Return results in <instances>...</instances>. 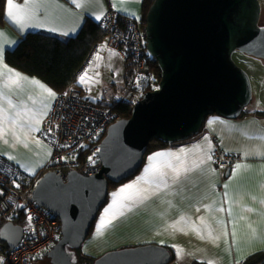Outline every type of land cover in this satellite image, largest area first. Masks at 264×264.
<instances>
[{
    "label": "water",
    "instance_id": "water-1",
    "mask_svg": "<svg viewBox=\"0 0 264 264\" xmlns=\"http://www.w3.org/2000/svg\"><path fill=\"white\" fill-rule=\"evenodd\" d=\"M260 0H154L145 17L146 47L161 71L159 88L113 123L102 140L100 169L76 170L67 181L55 171L39 180L35 196L61 222V238L46 253L52 264H76L81 247L121 182L144 164L153 140L173 143L198 134L211 115L238 118L253 99L249 73L234 59L240 51L264 58ZM231 171L228 168L226 174ZM24 235L14 221L0 228L9 248ZM172 252L156 243L127 246L93 264H170Z\"/></svg>",
    "mask_w": 264,
    "mask_h": 264
},
{
    "label": "crops",
    "instance_id": "crops-1",
    "mask_svg": "<svg viewBox=\"0 0 264 264\" xmlns=\"http://www.w3.org/2000/svg\"><path fill=\"white\" fill-rule=\"evenodd\" d=\"M14 2L23 4L24 0ZM142 6L143 0H124L123 3L121 0H89L83 7H77L72 0H53L40 11V19L35 21L43 26L23 30L6 16L8 22L5 25L0 24V32L3 33V39L15 43L4 46L3 63L7 64L6 50L16 46L21 35L28 32L46 31L62 36H65L64 32H68L67 36H76L87 18L98 22L95 16L101 12L104 15L109 7L120 14L141 18ZM73 27H76L75 32L70 31ZM52 28L57 31H51ZM95 59H109L118 65H125L122 72L123 81L117 79L112 83V91L107 95L104 92L103 99L108 100L115 97L124 84L127 63L118 50L99 44L93 49L88 61L91 63ZM8 67L24 77L34 78L40 85L58 94L38 76L26 74L10 65ZM0 71H3L2 65ZM3 82L4 78L0 77V84ZM85 83L86 85L80 83L83 95L94 101L88 95L89 82ZM40 85L29 80L22 81L20 86L5 90V94L10 95L13 103L28 109L40 111L44 102L51 105L38 126L39 131L33 130L29 134L26 145L16 141L11 132L6 137L7 143L0 139V155L15 162L27 175H35L43 170L50 157V145L42 137L41 129L55 99H49L47 92L41 89ZM29 95L33 96L34 101L28 100ZM0 105L8 108L13 116L21 111L20 107L12 109L3 98H0ZM17 132L23 141L24 130L17 129ZM37 140L40 143H36ZM216 145L225 153L237 155L228 175L226 172L229 167L222 168L214 160ZM181 148L185 149L186 153L181 154L179 160L175 156H162L151 162L157 166L176 165L180 168V175L174 178L172 169L166 167L165 171L169 173L166 183L156 177L141 181L139 187L147 189L144 193L146 198L126 202L129 207L115 210L114 215L110 213L107 217L110 222L103 228H100V218L88 246L96 248L103 242L100 250H107L122 244L131 246L156 243L174 250L177 255V248L173 247L176 245L182 250L175 260L177 264H192L195 260L205 263L212 260L214 264H235L236 260L250 249L251 255L264 252V243L261 242L264 238V155L258 154L264 151V120L254 115L244 118L211 115L204 124L203 133L195 140L153 151L135 176L111 191L110 200L100 211L98 219L103 215L104 209L112 203L113 192L144 174L146 166L150 163L149 156L156 152L178 153ZM208 156H211V159H208ZM182 161L186 162L188 171L181 167ZM238 164L243 167L237 169ZM221 208L224 211H220ZM200 217H204L203 222ZM234 227L235 240L232 236ZM225 231L227 235L223 234ZM209 232L213 237L219 235L220 239L214 242Z\"/></svg>",
    "mask_w": 264,
    "mask_h": 264
},
{
    "label": "built area",
    "instance_id": "built-area-1",
    "mask_svg": "<svg viewBox=\"0 0 264 264\" xmlns=\"http://www.w3.org/2000/svg\"><path fill=\"white\" fill-rule=\"evenodd\" d=\"M98 22L107 33L108 46L118 50L132 67L130 80L121 85L114 99L133 108L146 99L148 92L158 89L161 81V74L150 66L152 57L146 47L142 21L109 7ZM122 118L119 111L87 99L82 89L70 87L56 95L41 129L42 137L50 145V157L43 170L27 175L0 155V221H14L22 215L28 220L20 242L0 252L4 264H32L34 257L46 256L58 242L61 222L37 202L35 190L39 180L47 171H55L63 181L68 180L72 170L83 174L97 172L102 140L108 128ZM214 160L227 168L234 164L237 155L225 153L216 145Z\"/></svg>",
    "mask_w": 264,
    "mask_h": 264
},
{
    "label": "trees",
    "instance_id": "trees-1",
    "mask_svg": "<svg viewBox=\"0 0 264 264\" xmlns=\"http://www.w3.org/2000/svg\"><path fill=\"white\" fill-rule=\"evenodd\" d=\"M153 1L154 0H143L142 16L140 18L143 27L145 26L147 11ZM7 22L8 21L5 15V0H0V24L5 25ZM260 24L264 25L262 21ZM103 40L107 41V33L102 29L99 22L94 21L91 18H87L76 36H62L46 31L28 32L21 35V39L17 45L6 50L5 61L8 65L26 74L38 76L58 93L63 92L70 87L82 89V86L79 83L80 71L89 60L91 54L93 53V49ZM150 66L157 73L161 74L160 68L153 58L150 59ZM131 74L132 67L127 64L124 82H128L130 80ZM96 103L108 105L114 110L119 111L124 118H128L131 115L132 107L126 102L115 101L114 97L105 102ZM249 115H254L264 120V109L260 108L252 110L249 106H247L238 118H244ZM203 130L204 125L198 134H195L183 141L173 143H167L160 140L151 141L145 154V161L147 156L153 151L195 140L201 133H203ZM138 172L139 170L121 182H109V192L118 187L120 184L131 179ZM108 200L106 204L108 203ZM14 222L22 226H27L28 220L22 215L16 217ZM3 224L4 221H0V228ZM8 248L9 247L6 242L0 238V252ZM170 251L172 252L173 262L177 259V255L174 250ZM76 254L78 258L76 264H93L94 260L97 258L80 253L77 249ZM192 264L207 263L195 260ZM243 264H264V252H258L249 256L244 260Z\"/></svg>",
    "mask_w": 264,
    "mask_h": 264
},
{
    "label": "snow or ice",
    "instance_id": "snow-or-ice-1",
    "mask_svg": "<svg viewBox=\"0 0 264 264\" xmlns=\"http://www.w3.org/2000/svg\"><path fill=\"white\" fill-rule=\"evenodd\" d=\"M53 2V0H24L23 4L15 3L14 0H6L5 4V15L15 24L17 25L21 30L29 27H42V24L35 23V21H38L40 19L39 13L42 9H45L48 5H50ZM89 0H72V3L76 4L77 7H83L86 3H88ZM123 3L124 0H121ZM103 16V12H101L99 15L95 16L96 20H100ZM79 25H77L78 27ZM51 31H57L56 28L50 29ZM70 31L75 32L76 27H73L70 29ZM69 33L64 32L63 35L67 36ZM15 43L14 41H9L7 39H3V33L0 32V65H2L3 71H0V77L4 78L3 84H0V98H3L7 101V103L11 106L12 109L21 108V111L16 112V114L13 116L10 114L9 109L3 107L0 105V139L4 140V143H7V135L9 132H11L12 136L16 139V141L27 144L28 136L29 134L34 131H39V125L41 124V120L43 117L47 115L48 109H50L51 105L47 102H44L43 108L40 111H36L33 109H28L26 107H22L19 104L13 103L11 100L10 95L5 94L6 89H11L13 86H20L22 81H29L33 84L40 85V82L35 80L34 78H28L22 76L20 73L16 72L15 70L8 67L7 64L3 63L4 60V50L6 44ZM99 74L97 73V76ZM86 79L91 80L92 78H89L87 76V72L82 74L79 77V82L84 83L86 82ZM95 83H99V80H95ZM41 89L47 92L49 99H55L56 93L52 91L51 89H48L44 85H40ZM66 94V93H65ZM28 100L34 101L33 96L29 95ZM17 129L24 130V140L21 141L20 135L17 132ZM26 129V130H25ZM50 132L51 129H48ZM36 143H40L39 140L35 141ZM186 150L181 148L179 149L178 153H165V152H156L153 153L151 156H149V165L146 166L144 170V174L140 177H137L136 180L133 182L126 184L119 188L116 192L112 193L113 200L112 203L108 205L107 208L104 209V213L101 216L100 220V228H103L107 223L110 221L107 220V217L109 214H115V210L117 209H124L129 207V203L126 202H134L137 199L140 198H146L144 196V193L147 192V189L139 187L141 181H146L149 177H156L161 180V182L166 183V178L168 177L169 173L165 171L166 167H170L172 169V173L174 174V178L178 177L180 175V168L176 165L167 164V165H154L151 162L156 160L159 157L162 156H175L177 160H179V157L181 154H185ZM260 155H264V151H261L258 153ZM10 159H14V157H9ZM208 159H211V156H208ZM203 163V161H201ZM181 167H183L184 171H188V166L186 162H181ZM243 167L242 165H237L236 168L239 169ZM16 187H19V185H16ZM227 187V185H225ZM208 207V206H206ZM220 211H224L223 208L220 209ZM229 214H231V209H229ZM29 220H31V217H29ZM201 222L204 221V217H200ZM251 227V226H250ZM255 232V229H253ZM224 235H227L228 233L225 231L223 233ZM209 236L213 239L215 242L216 240L220 239V236H212V233L209 232ZM233 239H236V232L235 227L232 231ZM203 238V236H201ZM261 242L264 243V238L261 239ZM174 248H177V255L180 256L182 253V250L179 249L176 245H173ZM252 254V250L250 249L248 252H246L243 256H240L235 264H243L244 260L248 255ZM0 264H4L3 257H0ZM207 264H214V261L209 260Z\"/></svg>",
    "mask_w": 264,
    "mask_h": 264
},
{
    "label": "rangeland",
    "instance_id": "rangeland-1",
    "mask_svg": "<svg viewBox=\"0 0 264 264\" xmlns=\"http://www.w3.org/2000/svg\"><path fill=\"white\" fill-rule=\"evenodd\" d=\"M260 1L262 4V17H261L262 20L261 21L264 22V0H260ZM99 46L107 47L108 46L107 41L103 40L102 42H100ZM234 59L242 68H244L249 73L251 77L252 88H253V99L248 106L252 110L260 109V108L264 109V58H260V57H256L253 55L240 52V51H236L234 53ZM89 61H87L86 64L82 67L79 77L85 72H87V76L89 78H92L91 80L86 79V81H88L90 85L88 87L89 88L88 95L94 101H97V102L104 101L105 102L107 101V98L103 99L104 92L107 95L110 91H112V83L116 82L117 79H119L120 81H123L124 74H122V72L123 70H125V65L124 64L123 66L118 65L117 62H114L109 59H102V60L95 59L91 63H89ZM97 73L99 74L98 76H97ZM95 80H99V83H95L94 82ZM82 84L86 85L85 82ZM111 191L109 192V196H111ZM100 218H101V215L98 221L96 220L94 227L91 230L84 244L81 247L77 248L78 252L86 254L90 257H98L108 251L130 246V245L122 244L120 247L110 248L107 250H100L103 242H101L100 246L96 248H94L93 246H88V243L91 241L94 235V230ZM131 246H135V245L132 244ZM32 264H52V263L47 256L42 255V256L34 257L32 259ZM170 264H177V261H173Z\"/></svg>",
    "mask_w": 264,
    "mask_h": 264
},
{
    "label": "flooded vegetation",
    "instance_id": "flooded-vegetation-1",
    "mask_svg": "<svg viewBox=\"0 0 264 264\" xmlns=\"http://www.w3.org/2000/svg\"><path fill=\"white\" fill-rule=\"evenodd\" d=\"M261 17H262V12H261ZM262 18H260V22H261ZM264 23V22H263Z\"/></svg>",
    "mask_w": 264,
    "mask_h": 264
}]
</instances>
